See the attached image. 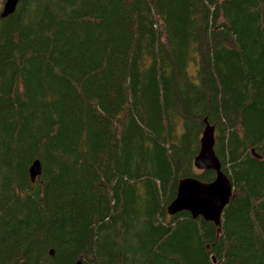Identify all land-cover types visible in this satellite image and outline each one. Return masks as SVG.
<instances>
[{
    "label": "trees",
    "instance_id": "1",
    "mask_svg": "<svg viewBox=\"0 0 264 264\" xmlns=\"http://www.w3.org/2000/svg\"><path fill=\"white\" fill-rule=\"evenodd\" d=\"M206 125L233 188L219 226L167 211L181 179L215 178L193 165ZM77 261L264 264V0L0 17V264Z\"/></svg>",
    "mask_w": 264,
    "mask_h": 264
},
{
    "label": "water",
    "instance_id": "2",
    "mask_svg": "<svg viewBox=\"0 0 264 264\" xmlns=\"http://www.w3.org/2000/svg\"><path fill=\"white\" fill-rule=\"evenodd\" d=\"M19 0H5L0 17L12 14ZM197 171L211 170L215 178L210 183H203L196 178H184L178 182L176 196L169 204L167 211L170 216L179 212H189L192 218L201 217L219 226L225 206L232 195V184L221 170V165L214 152V130L206 125L201 138L200 147L193 160ZM40 174L38 160L32 162L29 168L31 181L34 182ZM52 254V252H51ZM75 264H82L77 261Z\"/></svg>",
    "mask_w": 264,
    "mask_h": 264
},
{
    "label": "rangeland",
    "instance_id": "3",
    "mask_svg": "<svg viewBox=\"0 0 264 264\" xmlns=\"http://www.w3.org/2000/svg\"><path fill=\"white\" fill-rule=\"evenodd\" d=\"M4 1L5 0H0V13H1V10H2L3 4H4Z\"/></svg>",
    "mask_w": 264,
    "mask_h": 264
}]
</instances>
